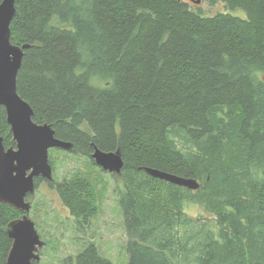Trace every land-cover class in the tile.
<instances>
[{
  "label": "trees",
  "instance_id": "1",
  "mask_svg": "<svg viewBox=\"0 0 264 264\" xmlns=\"http://www.w3.org/2000/svg\"><path fill=\"white\" fill-rule=\"evenodd\" d=\"M220 3L246 16L190 0H16L11 42L29 46L17 87L34 121L94 166L95 148L122 153L128 264H264V0ZM0 136L10 148L4 107ZM49 185L79 226L96 218L89 180ZM21 215L0 203V264ZM62 264L114 263L91 243Z\"/></svg>",
  "mask_w": 264,
  "mask_h": 264
},
{
  "label": "water",
  "instance_id": "2",
  "mask_svg": "<svg viewBox=\"0 0 264 264\" xmlns=\"http://www.w3.org/2000/svg\"><path fill=\"white\" fill-rule=\"evenodd\" d=\"M196 5L200 0H190ZM16 15V0H4L0 5V107L7 113V123L13 137L12 146L6 148L0 136V203L21 212L19 219L11 221L5 229L12 241L8 264H40L41 250L46 246L31 219L32 203L28 200L37 190L36 180L54 182L50 163V150L72 152L71 142L60 140L52 125L37 124L34 110L18 93L17 79L22 67L25 49L12 44L11 24ZM95 164L104 172L121 176L125 161L120 150L103 152L95 148ZM152 178L198 191L196 179L179 177L157 169L144 168Z\"/></svg>",
  "mask_w": 264,
  "mask_h": 264
},
{
  "label": "rangeland",
  "instance_id": "3",
  "mask_svg": "<svg viewBox=\"0 0 264 264\" xmlns=\"http://www.w3.org/2000/svg\"><path fill=\"white\" fill-rule=\"evenodd\" d=\"M192 7L203 10L206 16L217 13L246 16L242 12L226 10L220 0H201L198 7ZM50 163L55 182L77 177L89 180L94 190L98 213L90 224L79 226L56 189L43 181L35 195L28 199L32 203L30 217L46 243L41 250L40 264H62L64 259L77 256L91 243L98 247L104 258L114 264H128V235L120 205V193L124 188L122 175H111L94 166L90 158L65 151L50 150ZM192 211L194 214H205L202 210Z\"/></svg>",
  "mask_w": 264,
  "mask_h": 264
},
{
  "label": "flooded vegetation",
  "instance_id": "4",
  "mask_svg": "<svg viewBox=\"0 0 264 264\" xmlns=\"http://www.w3.org/2000/svg\"><path fill=\"white\" fill-rule=\"evenodd\" d=\"M201 1V0H200Z\"/></svg>",
  "mask_w": 264,
  "mask_h": 264
}]
</instances>
